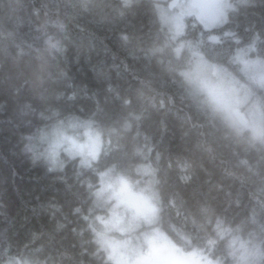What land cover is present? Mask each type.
Returning <instances> with one entry per match:
<instances>
[{
  "label": "trees",
  "instance_id": "trees-1",
  "mask_svg": "<svg viewBox=\"0 0 264 264\" xmlns=\"http://www.w3.org/2000/svg\"><path fill=\"white\" fill-rule=\"evenodd\" d=\"M236 1L261 45L264 0ZM163 5L0 0V264H114L91 226L110 176L154 181L156 224L182 250L264 264V133L235 127L190 78L200 57L175 49L199 31L178 37ZM93 127L109 142L94 160L42 155V133Z\"/></svg>",
  "mask_w": 264,
  "mask_h": 264
},
{
  "label": "rangeland",
  "instance_id": "rangeland-1",
  "mask_svg": "<svg viewBox=\"0 0 264 264\" xmlns=\"http://www.w3.org/2000/svg\"><path fill=\"white\" fill-rule=\"evenodd\" d=\"M230 1L162 0L167 2V5L160 6V11L176 34L180 33L182 26L185 25L179 11L185 14L186 20L193 17L195 21L210 28L212 24L217 25L218 21L224 20L221 16L230 7ZM210 35L211 38L214 33ZM197 37L198 44H196L197 39L186 38L176 45V48L180 47L182 51L191 49L200 57V64L192 71L190 78L208 94L212 104L218 107L235 127L245 129L244 126L248 127L249 124L245 125V120L239 117V108L247 98L254 95L253 91H249L251 86L254 89L264 88V60L254 58L249 66L241 67L242 71L249 74L253 67L263 68L257 70L249 80L242 77V81L251 83L250 85L243 81L248 86L244 87L237 82L238 79L234 78L232 73L220 70L225 72L223 75L214 64L210 66L209 62H204L206 57L201 53L200 36ZM262 103L260 107L264 106V101ZM256 107L257 101H253L251 114L256 119L255 129L264 133V122L257 113ZM244 116L250 118L247 113ZM93 129L96 132L85 130L79 133V138L75 134H67L66 131L55 133L52 130L49 134L42 133L40 144H46L42 155L49 156L53 166H57L56 159L63 155L94 160L102 152L103 146L105 149L109 142L104 144L101 135L97 133L98 130L95 127ZM101 185L96 204L104 209V213L98 215L95 221L91 220V226L95 231L99 247L111 262L114 264H218L217 261L197 251L182 250L162 232L156 224L160 212L156 205L158 195L153 180H146L136 186L122 177L110 176L105 178ZM253 251L245 253L242 264H256L252 258Z\"/></svg>",
  "mask_w": 264,
  "mask_h": 264
},
{
  "label": "flooded vegetation",
  "instance_id": "flooded-vegetation-1",
  "mask_svg": "<svg viewBox=\"0 0 264 264\" xmlns=\"http://www.w3.org/2000/svg\"><path fill=\"white\" fill-rule=\"evenodd\" d=\"M237 2L236 0L230 1V7L226 9L223 13L222 22H217L218 24H212L210 28L208 26H205L203 23H199V25H196L193 23V17H189L186 20L185 14L182 11H179V14L183 18L182 21L185 22V25L182 26L183 29L180 31V33H176L179 35L184 36L187 32L192 31L193 29H196L200 32V45H201V53L203 56H205L204 51H208L211 49L210 44H214V50L215 54L214 57L218 58V61H215V67L219 70V73L223 74L225 72H222L220 70L228 71L229 73H232L234 78L236 77L237 82L244 86L248 87L246 84L251 83L249 81H242V77L246 79H250L255 72H257L258 68L253 67L251 74L242 71V66H249L251 63V60L254 58H257L259 60H264V40L260 41L262 44L260 45L257 39L254 41L256 35L259 34V31L252 30L250 26H243L242 25V17L240 18V15L238 14L239 10L242 9L241 6L235 4ZM167 2H164L163 6H166ZM220 17V18H221ZM214 33V35L210 38V34ZM198 42V39L196 41V44ZM210 43V44H209ZM181 53V52H180ZM233 54V55H232ZM181 56V54H179ZM233 57H232V56ZM247 56V58L245 57ZM225 59H230L227 63L224 62ZM246 59H249L246 61ZM263 69V68H261ZM250 92H254V96L256 99H259V102L262 103L264 101V88L261 89L259 87H256V89L249 88ZM262 100V101H261ZM257 101V100H255ZM253 101H251V98H247V100L243 103V106H240V112L239 117L241 119L245 120V125L249 124L248 127L244 126V130H249V128L253 127V121L255 120L254 115L252 116V104ZM260 105H263L260 104ZM247 113L250 117L249 119L244 116V114ZM258 113H262L264 115V106L260 107L258 110Z\"/></svg>",
  "mask_w": 264,
  "mask_h": 264
}]
</instances>
